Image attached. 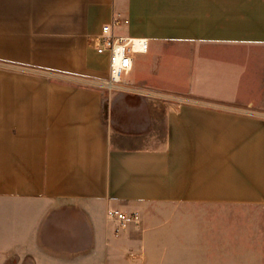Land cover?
<instances>
[{
  "label": "crops",
  "instance_id": "obj_1",
  "mask_svg": "<svg viewBox=\"0 0 264 264\" xmlns=\"http://www.w3.org/2000/svg\"><path fill=\"white\" fill-rule=\"evenodd\" d=\"M114 17L147 48L108 90ZM4 212L6 264H264V0H0Z\"/></svg>",
  "mask_w": 264,
  "mask_h": 264
},
{
  "label": "built area",
  "instance_id": "obj_2",
  "mask_svg": "<svg viewBox=\"0 0 264 264\" xmlns=\"http://www.w3.org/2000/svg\"><path fill=\"white\" fill-rule=\"evenodd\" d=\"M120 17H114L110 24L102 27L101 34L94 39L97 53L107 55L109 58V76L101 80L100 85L104 89L115 90L133 69V57L135 54L144 53L147 45L143 39H137L115 32V27L121 23ZM107 216L115 223L114 233L120 235L127 231L133 224H138V214L128 213L118 208L108 210Z\"/></svg>",
  "mask_w": 264,
  "mask_h": 264
},
{
  "label": "rangeland",
  "instance_id": "obj_3",
  "mask_svg": "<svg viewBox=\"0 0 264 264\" xmlns=\"http://www.w3.org/2000/svg\"><path fill=\"white\" fill-rule=\"evenodd\" d=\"M252 223L250 222V227L246 229L245 224H244V217L242 215L238 214H232V242L233 245L237 243L238 241V236L240 238V241H244L245 243H252L258 236H260V231L263 230L264 228V214H252ZM237 220H240V222H236ZM0 223L3 224L0 225V229L4 230V224H5V212L3 215L0 217ZM245 230L252 231L248 232L250 238L248 237L246 240V234ZM239 241V242H240ZM2 252V251H1ZM0 264H6V258L5 256L0 254ZM190 264H195V263H190ZM197 264V263H196ZM199 264H256V262H241V263H232V262H204V263H199Z\"/></svg>",
  "mask_w": 264,
  "mask_h": 264
}]
</instances>
